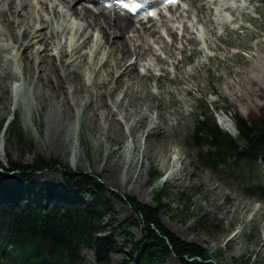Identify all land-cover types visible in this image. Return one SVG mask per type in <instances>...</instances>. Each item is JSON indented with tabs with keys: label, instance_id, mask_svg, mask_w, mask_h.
<instances>
[{
	"label": "rangeland",
	"instance_id": "374dc122",
	"mask_svg": "<svg viewBox=\"0 0 264 264\" xmlns=\"http://www.w3.org/2000/svg\"><path fill=\"white\" fill-rule=\"evenodd\" d=\"M210 1L207 3V9L213 22L211 26L197 23V14H190L188 7H185L187 4L175 7L178 9L167 10L169 15H174L169 19V25L175 23V14L177 16L179 12L186 11L184 20H187L190 26L194 24L191 36L197 38V41L194 46H188L185 52L177 51L176 57L180 59L177 63L178 69L174 67L168 54L160 50V45L153 43L160 57L165 60L158 65L166 70L161 71L159 66L154 70L151 67L152 71L147 75L146 69L140 66L139 71L144 75L140 82L137 81L133 86L134 91L140 94L139 89L143 88L142 90L159 94L166 103L173 100L168 111L179 109L184 112L190 108L191 113L186 119L176 121L170 114L167 124L160 111L159 114L154 110L153 116L158 126L152 128L149 135L135 127L133 121H128L131 130L137 135V140L132 141L126 122L120 116L125 110L117 112V119L121 120L124 126L122 136L111 130L112 128L107 130L109 124L118 121L102 113V110L99 111L102 113L99 123H93L86 114H80L79 117L70 115V120L65 114L64 120L67 124L58 143L54 144L47 140L46 133L50 124L49 115L58 100L52 102L46 97L45 102H34L31 108L28 102L32 98H24L21 94L17 96L19 93L15 90V78L5 76L0 79V122L4 120L7 123L5 128H8L18 121L27 134L31 147L16 145L6 130L4 148L0 150V163L7 166V161L12 159L24 165H31L37 156L54 157L73 170L96 174L100 182L108 188L107 194L111 198L117 225L136 216L115 196L116 194L133 196L143 204L155 206L154 191L157 187L166 185L167 195L162 202L168 206L161 208L158 215L166 228L177 237L202 246L218 264H264V199L243 194L238 182L227 179L223 171H213L201 165L195 168L193 163L197 150L189 139L197 120L205 116H213L223 130L231 136H236V130L229 124L222 123L220 119H231L237 114L255 120L264 115V108L247 110L242 103L234 102V96L240 95V92L235 90L239 82L254 78L261 81L259 75L262 73L257 67L258 60L264 58V0H256L254 3L248 0L250 6L247 9L240 6L227 8L221 4L225 7H221L222 9L229 10L231 16H235V22L231 23L226 22L224 12L215 5L218 1ZM78 3L88 4L86 0H79ZM246 20L250 23H246ZM152 21L148 25L155 23L163 27L160 31H163L161 33L165 39L170 41L163 21L160 18ZM212 26L215 27L213 31H216V37L208 30L213 28ZM2 27L0 24L1 29ZM63 36L62 41L65 39ZM211 39L213 47L207 50V43ZM90 46L91 44L84 50H88ZM206 54L211 56L210 60L206 58ZM69 59L70 54L63 58L65 63H68ZM104 61V54H99L96 66L99 67ZM9 67L13 73H20L15 59L9 62ZM108 72L109 66L105 65L100 68L99 76L105 77ZM161 72L165 75L160 76ZM181 72L185 76L189 73L195 76L192 81L183 78L182 82L173 81L181 76ZM30 78H34V71H31ZM122 91L123 88L117 89L114 95L116 100L122 97ZM113 108L115 111L116 106ZM5 128L0 131V135ZM65 134H69V137H65ZM132 146L134 148L128 154L127 149ZM164 146L175 148L178 155L171 154L166 157L163 153ZM178 157L182 159L179 160ZM153 167L161 172V176L158 181L152 183ZM251 179L264 184V158L259 159L258 174H253ZM1 181L13 188L19 187L23 182L22 177L16 174L2 178ZM29 186L33 189L54 187L57 193L66 190L61 175L52 171L34 173ZM183 189L191 191L188 216L180 213L183 208L176 200ZM40 198L47 199L45 195L40 194L33 197L31 202L35 203ZM168 207L172 208V211ZM130 234L134 241H139L142 237L139 227L132 228ZM114 239L116 247L126 251L125 236L118 232ZM82 253L87 263L95 262L93 249L84 247ZM122 257L121 253L111 254L110 264H119ZM173 258L170 257L166 264H179L175 258L173 261Z\"/></svg>",
	"mask_w": 264,
	"mask_h": 264
},
{
	"label": "trees",
	"instance_id": "16d2710c",
	"mask_svg": "<svg viewBox=\"0 0 264 264\" xmlns=\"http://www.w3.org/2000/svg\"><path fill=\"white\" fill-rule=\"evenodd\" d=\"M258 66L261 81L254 78L235 86L240 97L235 95L234 102L242 103L247 110L264 108V58L258 60ZM4 123L0 122V131ZM233 123L236 136L221 129L213 116L197 120L189 134L197 150L193 166L223 171L227 179L238 182L243 194L262 199L264 184L251 177L258 174V161L264 155V115L250 120L236 114ZM7 132L16 145L31 147L18 121ZM41 171L59 173L66 190L57 193L54 187L31 188V176ZM12 174L20 175L23 182L7 191L1 180ZM160 176L161 172L153 167L151 182ZM107 190L96 174L73 170L58 158L37 156L31 165L12 159L7 166L0 163V264H110V255L118 253L123 255L119 264H166L170 257L179 264H218L206 249L181 240L160 220V209L168 206L162 202L167 195L166 185L154 191L155 206L116 194L136 216L119 225ZM190 193V189H183L176 197L184 216L190 212ZM40 194L47 199L32 203L31 199ZM134 227L141 229L139 241L131 237ZM118 232L126 238V251L116 247L114 236ZM84 247L93 249L94 263L85 260Z\"/></svg>",
	"mask_w": 264,
	"mask_h": 264
},
{
	"label": "bare ground",
	"instance_id": "6f19581e",
	"mask_svg": "<svg viewBox=\"0 0 264 264\" xmlns=\"http://www.w3.org/2000/svg\"><path fill=\"white\" fill-rule=\"evenodd\" d=\"M78 1L0 0V24L3 26L0 28V79H4L5 76L15 78V90L19 93L17 96L21 94L24 98L31 97V101L28 102L31 108L34 102H45L46 97L52 102L58 100L57 105L52 104L54 109L49 115L47 140L54 144L58 143L67 124L64 120L65 114L69 120L72 118L70 115L79 117L80 114H86L93 123H99L102 113L112 116L119 124L118 122L109 124L107 130L112 128L111 130L122 136L124 126L121 120L117 119V112L125 110L120 116L126 122L132 141L137 140V135L131 130L128 121H133L135 127L149 135L150 130L158 126L153 116L154 110L160 111L167 124L170 114L176 121L186 119L191 113L190 108L184 112L179 109L168 111L173 100L166 103L155 92L142 88L139 89L140 94L133 89L134 84L140 82L144 75L139 71L140 66L148 73L152 71L151 67L154 70L159 63L165 61L153 43L159 44L160 50L168 54L175 68L180 60L176 54L185 52L188 46L195 45L197 38L191 36L194 24L190 26L188 21L184 20L186 11L179 12L177 16L174 13L175 23L172 25H169V19L171 20L174 15L167 17L159 13L162 17L159 16L160 19L166 25L169 41L161 33L163 31H160L163 27L155 23L148 25L152 19L135 23L131 17L123 16L116 11L100 10L99 7L80 4ZM182 1L186 2L190 14H197V23L212 25L207 9L210 0ZM215 1L222 5L226 4L225 0ZM246 3L248 4V0ZM173 8L175 7L171 6L167 9ZM233 19L235 21V16ZM212 27L208 30L216 37V31H213L215 27ZM226 30H229L228 26ZM62 35L65 37L63 41ZM211 42L212 39L207 43L208 50L213 47ZM90 44V48L84 50ZM101 53L104 54L105 61L98 67L96 60ZM67 54H70V59L65 63L63 58ZM206 58L210 60L211 56L206 54ZM12 59L16 60L20 69L18 75L9 67ZM105 65L109 66V72L105 77H100V68ZM159 69L166 70L163 66H159ZM31 71H34L33 79L30 78ZM161 74L165 75L162 72ZM180 74L181 76L173 81L182 82L183 79L192 81L195 76L192 73L188 76L182 72ZM118 88H123V91L122 97L116 100L114 95ZM171 96L173 97L172 94ZM16 102L14 99V103ZM186 106L189 107V104L186 103ZM100 110L103 112L99 113ZM6 130L7 127L0 135V150L4 148ZM65 137L68 138L69 134H65ZM133 148L134 146L127 149L128 154ZM163 148L166 157L171 154L178 155L175 148L169 149L166 146Z\"/></svg>",
	"mask_w": 264,
	"mask_h": 264
}]
</instances>
